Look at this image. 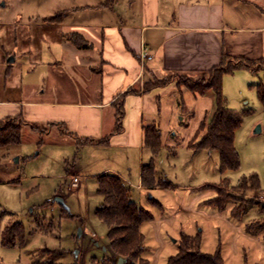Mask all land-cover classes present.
Masks as SVG:
<instances>
[{
  "label": "rangeland",
  "instance_id": "obj_1",
  "mask_svg": "<svg viewBox=\"0 0 264 264\" xmlns=\"http://www.w3.org/2000/svg\"><path fill=\"white\" fill-rule=\"evenodd\" d=\"M79 1L0 0V55L4 56L0 61L1 99H70L98 92V88L86 80L81 66L73 69L70 65L51 67L45 64L43 68L37 65L41 41L49 40V33L53 31L41 26L42 18L59 13L67 20L77 15L84 16V13L73 12L72 7ZM118 1V5L124 8L121 5L124 0ZM62 32L66 36L67 30ZM25 49L31 51L32 64L22 54ZM8 53H14L16 59L7 61V57L12 55L6 56ZM255 65L264 67V60ZM259 71H235L222 76L226 104L241 114V122L234 135V146L240 157L237 169L221 173L217 150L190 149L189 144L201 121H210L213 107L202 118L204 105L188 107L182 101L184 106L181 107L177 100L178 111L172 119L173 128L164 139L169 147L161 150L157 158L160 184L167 185L169 181L174 187L131 193L133 200L153 215V220L165 219L159 232L151 220L141 224L144 245L141 257L144 260L136 261V264H166L167 258L178 252L181 232H198L199 250L209 254L219 250L223 264H264L262 243L236 235L235 229L225 219L190 218L177 209L181 202L186 204L193 196V187L209 183L212 185L208 186L215 187L227 198V217L242 231L245 232L248 223L264 221V210L257 204L258 201L264 203L261 198L264 197V106L257 99L254 87L262 76ZM183 76L192 80L201 77ZM83 81L88 86H84ZM42 89L44 91L39 93ZM244 109L248 110L243 112ZM20 121V142L0 147V264H131L112 250L106 225L94 213L100 198L95 187L91 186L92 181L79 182L81 187L75 189L60 178L48 177L61 171L49 158V154L58 155L49 143L59 138L57 128L61 126L58 125L60 122H54L56 124L52 127L49 122ZM30 124H36L38 128L32 129ZM257 126L260 130L254 132ZM40 144L44 150L37 154ZM250 175L258 177V189L237 186L243 177ZM54 189L65 196V205L51 198ZM150 196L157 198L162 206L150 202ZM235 206L244 207L240 217L230 214ZM15 222L22 225V236L14 237L13 244H4L3 232ZM256 236L264 244L261 234Z\"/></svg>",
  "mask_w": 264,
  "mask_h": 264
},
{
  "label": "crops",
  "instance_id": "obj_2",
  "mask_svg": "<svg viewBox=\"0 0 264 264\" xmlns=\"http://www.w3.org/2000/svg\"><path fill=\"white\" fill-rule=\"evenodd\" d=\"M118 3V0H80L72 8L73 12L84 13V16L67 20L59 13L53 22L45 21L49 16L41 21V26L53 31L49 33V40L41 41L37 65L40 68L45 64L51 67L70 65L73 69L81 66L88 83L98 88L96 94L56 100L0 98V119L16 116L23 123L36 120L49 122L51 126L60 122L59 138L49 143L58 155L49 154V158L61 171L48 177L60 178L71 188L81 187L80 183H72L73 176L80 177V182L89 179L96 191L98 176L113 174L130 187L131 193L171 189L174 186L169 181L167 185L159 182L157 158L167 146L164 139L173 128L178 96L188 107L204 105L203 118L210 108L214 110L215 95L212 90L195 94L184 85L178 86L176 81L148 91H143V84L168 74L201 76L219 64L222 54L252 61L264 60V0H124L121 4L124 8ZM64 29L66 36L62 34ZM73 32L80 34L88 45L78 47L74 44L69 39ZM142 48L149 58H140ZM22 54L32 64L31 51L25 49ZM8 55L16 59L14 53ZM3 57L0 55L1 62ZM244 70L251 73L260 70L259 82L263 80L264 67L256 71L246 68L235 71L241 73ZM88 83L83 81L84 86ZM42 91L44 89L38 92ZM150 124L160 130L161 148L153 157L155 183L144 185L141 170L152 159L144 142V129ZM74 137L93 141L77 144ZM43 150L41 145L36 153ZM208 185L212 184L193 187V196L186 204L181 202L177 209L190 218L225 219L236 235L258 240L264 250L263 242L256 236L261 234L263 239V233L248 232L246 228L244 232L234 225L227 217L226 206L219 208L210 202L217 195V189ZM51 198L66 204L65 196L58 189L51 191ZM99 198L94 213L101 203L100 195ZM149 200L162 206L154 196ZM151 216L150 220L159 232L165 219L153 220Z\"/></svg>",
  "mask_w": 264,
  "mask_h": 264
},
{
  "label": "trees",
  "instance_id": "obj_3",
  "mask_svg": "<svg viewBox=\"0 0 264 264\" xmlns=\"http://www.w3.org/2000/svg\"><path fill=\"white\" fill-rule=\"evenodd\" d=\"M56 16L57 14L49 16L45 21L53 22ZM69 39L78 47L87 44L83 37L75 32L70 33ZM256 62L259 61L238 57L233 58L222 54L219 64L203 73L200 77L201 80L188 79L180 74H168L161 78L155 77L146 81L143 84V91L164 86L172 81H176L178 86H186L195 94H204L208 90L213 91L215 98L212 117L208 123L205 120L201 121L189 145L193 149L217 150L219 152V171L224 173L240 166V157L234 146V135L235 130L240 125L241 114L227 106L222 91V76L225 73H232L242 68L256 71L261 68L255 65ZM254 87L257 99L264 106V76L263 80ZM178 105L184 106L180 95L178 96ZM247 110L244 109L243 112ZM21 124L22 122L16 116L0 119V147L6 148L20 142ZM30 127L32 129L38 128L36 124H30ZM201 131L203 133L197 139ZM74 138L77 144L93 141V139L89 138ZM144 142L152 153V159L142 167V183L144 185H154L153 157L161 148L160 130L155 124L145 127ZM39 143H41V140ZM258 183V177L250 175L243 177L237 186L243 185L247 188L258 189ZM96 192L101 196V203L95 209V214L106 225V235L112 250L116 254L129 259L132 264H136V261L144 260L141 257L144 245L140 227L143 222L152 218L150 212L131 198L130 187L116 175L102 174L98 176ZM210 202L219 208H224L228 200L224 198L221 191L217 190V195ZM258 202L257 204L260 205L259 207L263 211L264 203ZM243 208L235 206L232 208L231 214L240 217L242 212L245 211ZM246 230L253 233H263L264 239V221L261 223H248ZM22 232V225L19 222H15L5 228L2 242L4 244H13L14 237L22 236ZM199 244V233L189 235L181 232L178 252L169 256L166 264H223L219 250L212 254L203 253L199 250Z\"/></svg>",
  "mask_w": 264,
  "mask_h": 264
},
{
  "label": "built area",
  "instance_id": "obj_4",
  "mask_svg": "<svg viewBox=\"0 0 264 264\" xmlns=\"http://www.w3.org/2000/svg\"><path fill=\"white\" fill-rule=\"evenodd\" d=\"M139 56H140V58L143 60V59H145V58H149L150 57V55L149 54H147V52L145 51V49L144 48H142L141 49V51H140V53H139ZM71 180H72V183H79L80 182V177H78V176H73L72 178H71ZM262 199H264V197H261Z\"/></svg>",
  "mask_w": 264,
  "mask_h": 264
},
{
  "label": "water",
  "instance_id": "obj_5",
  "mask_svg": "<svg viewBox=\"0 0 264 264\" xmlns=\"http://www.w3.org/2000/svg\"><path fill=\"white\" fill-rule=\"evenodd\" d=\"M14 60V58L11 56V57H8L7 58V61H13ZM260 130V127L259 126H257L255 129H254V132H258ZM59 201V200H58Z\"/></svg>",
  "mask_w": 264,
  "mask_h": 264
}]
</instances>
